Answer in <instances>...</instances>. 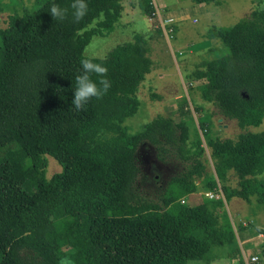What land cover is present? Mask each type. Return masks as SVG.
Masks as SVG:
<instances>
[{
  "label": "trees",
  "instance_id": "16d2710c",
  "mask_svg": "<svg viewBox=\"0 0 264 264\" xmlns=\"http://www.w3.org/2000/svg\"><path fill=\"white\" fill-rule=\"evenodd\" d=\"M123 1L87 0L88 15L75 23L70 13L55 21L49 11L53 3L69 7L72 0H35L0 29V264H58L61 244L72 250L73 264L202 263L219 247L230 259L241 257L225 207L233 198L264 206V132L249 131L264 120V14L254 9L230 27L207 32L220 42L219 56L191 78L201 98L243 132L206 141L216 179L206 187L220 197L184 207L205 172L199 146L191 154L179 151L186 168L169 180L159 202L133 188L138 145L156 144L155 135H167L172 121L157 116L135 134L124 126L138 111L137 93L152 68L144 36L94 58L108 68L111 88L83 110L72 104L83 50L93 36L114 29ZM139 8L154 14L152 0H139ZM151 99L160 96L151 93ZM177 127L185 133L183 123ZM46 156L61 167L49 179ZM247 227L264 239L263 229ZM254 255L264 264V244Z\"/></svg>",
  "mask_w": 264,
  "mask_h": 264
},
{
  "label": "rangeland",
  "instance_id": "374dc122",
  "mask_svg": "<svg viewBox=\"0 0 264 264\" xmlns=\"http://www.w3.org/2000/svg\"><path fill=\"white\" fill-rule=\"evenodd\" d=\"M34 4L35 0H0V29L6 26L9 15L22 14L25 10H31ZM123 5L125 13L114 29L104 36H93L84 48L83 55L104 58L114 47L132 41L135 34L144 36L148 41L152 68L137 93L140 102L138 111L124 122V126L129 133L135 134L157 116L172 121L167 135H155L156 144L143 141L138 145L135 152L137 176L133 188L145 200L159 202L169 180L186 168L179 151L187 155L199 146L205 150V172L200 179H196V192L185 197L181 205L191 207L200 204L204 197L218 198L219 192L206 187L208 182H216V179L214 161L209 151H206L205 143L210 138L235 139L243 131L235 121L220 116L212 104L201 98L198 83L191 78V74L201 64L219 56L220 42L208 37L209 28L230 27L254 9H259L264 14V0H212L207 4L152 0V16L139 8V0H124ZM262 27L264 28V15ZM151 93L159 95L160 99H151ZM181 112H185L186 116L180 117ZM181 123L185 133L177 127ZM249 131L264 132V120L259 127L249 128ZM45 160V176L49 179L59 173L61 167L51 157L46 156ZM228 177V186L235 187V178L232 174ZM31 182L34 187V180ZM31 190L34 191L35 187ZM225 209L235 232H238V226L242 223L248 226L244 218L257 227L264 223V206L257 204L255 199L244 202L233 198L226 203ZM55 226L62 233L61 223L56 222ZM223 249L221 256L228 252L227 248ZM60 251L63 257H70L72 253L63 244ZM203 263L190 261L187 264Z\"/></svg>",
  "mask_w": 264,
  "mask_h": 264
},
{
  "label": "clouds",
  "instance_id": "9594fccd",
  "mask_svg": "<svg viewBox=\"0 0 264 264\" xmlns=\"http://www.w3.org/2000/svg\"><path fill=\"white\" fill-rule=\"evenodd\" d=\"M50 15L55 21H64L71 14L75 23H80L89 12L87 0H72L69 7H61L53 3L50 7ZM103 14H101L102 16ZM147 31V29H145ZM81 72L75 77L76 90L72 104L76 110H83L93 98L101 100L111 88V81L108 79V68L94 62V57L85 55L81 61ZM93 76L96 79H93ZM259 259L253 257V260ZM58 264H73L70 257H63Z\"/></svg>",
  "mask_w": 264,
  "mask_h": 264
},
{
  "label": "crops",
  "instance_id": "0c3cea01",
  "mask_svg": "<svg viewBox=\"0 0 264 264\" xmlns=\"http://www.w3.org/2000/svg\"><path fill=\"white\" fill-rule=\"evenodd\" d=\"M182 1L191 2L192 0H182ZM162 8L165 9L164 6ZM124 13H125V8L123 10L122 15ZM164 14H166L165 11H164ZM244 220L246 222H250V221H247L245 218ZM250 223L253 225L252 222ZM245 225H243V223L242 225H239L238 228L239 227L240 228L238 229V232H236V240H237V244H238V247L241 253V257L230 259L228 255L221 256L224 253V249L222 247H219V248L213 249L207 255V260L204 261L203 264H241L242 262L241 259L243 255L250 256V255H253L255 252H257L259 247H261L264 244L263 236L260 235L254 228H250ZM258 228H261L264 230V223L259 224Z\"/></svg>",
  "mask_w": 264,
  "mask_h": 264
},
{
  "label": "built area",
  "instance_id": "2783aa9c",
  "mask_svg": "<svg viewBox=\"0 0 264 264\" xmlns=\"http://www.w3.org/2000/svg\"><path fill=\"white\" fill-rule=\"evenodd\" d=\"M253 257H258V256L257 255H250V256L243 255V257H242V264H256V263H258L259 262V259L253 260Z\"/></svg>",
  "mask_w": 264,
  "mask_h": 264
}]
</instances>
